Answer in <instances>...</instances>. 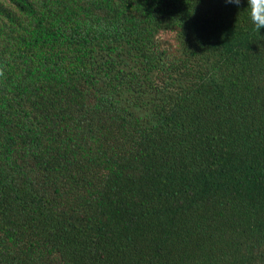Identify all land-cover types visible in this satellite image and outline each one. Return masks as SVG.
<instances>
[{
  "label": "trees",
  "instance_id": "1",
  "mask_svg": "<svg viewBox=\"0 0 264 264\" xmlns=\"http://www.w3.org/2000/svg\"><path fill=\"white\" fill-rule=\"evenodd\" d=\"M0 264H264L247 0H0Z\"/></svg>",
  "mask_w": 264,
  "mask_h": 264
},
{
  "label": "clouds",
  "instance_id": "2",
  "mask_svg": "<svg viewBox=\"0 0 264 264\" xmlns=\"http://www.w3.org/2000/svg\"><path fill=\"white\" fill-rule=\"evenodd\" d=\"M226 3L234 4L237 7L241 5V0H226ZM249 17L255 30L260 32L264 29V0H247Z\"/></svg>",
  "mask_w": 264,
  "mask_h": 264
},
{
  "label": "rangeland",
  "instance_id": "3",
  "mask_svg": "<svg viewBox=\"0 0 264 264\" xmlns=\"http://www.w3.org/2000/svg\"><path fill=\"white\" fill-rule=\"evenodd\" d=\"M164 38L165 39H169L170 41H173V38L171 37V34L169 33V34H165L164 35Z\"/></svg>",
  "mask_w": 264,
  "mask_h": 264
}]
</instances>
